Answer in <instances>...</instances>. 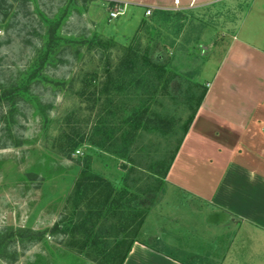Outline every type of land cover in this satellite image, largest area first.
Here are the masks:
<instances>
[{"label": "rangeland", "instance_id": "rangeland-1", "mask_svg": "<svg viewBox=\"0 0 264 264\" xmlns=\"http://www.w3.org/2000/svg\"><path fill=\"white\" fill-rule=\"evenodd\" d=\"M146 9L116 0H0V264H107L101 254L92 259L66 245L64 236L46 232L67 213L64 200L82 163L116 188L125 182L128 159L148 170L143 176L161 175L235 25L241 36L252 29L257 40L264 36L262 0H216L178 8L169 18L150 17ZM115 10L121 14L110 16ZM129 44L151 60L160 56L164 74L157 90L150 94L137 75L111 105L92 100L88 92L105 61L115 65ZM83 76L90 84L80 97ZM131 110L141 124L127 133L123 118ZM107 134L101 146L89 141ZM70 138L82 141L68 152ZM126 183L134 184L129 190L146 210L137 242L187 264L230 258L264 264V241L239 235L238 220L229 226L219 208L169 184L166 174L147 185ZM141 184L144 194L134 187ZM20 230L44 234L21 238Z\"/></svg>", "mask_w": 264, "mask_h": 264}, {"label": "crops", "instance_id": "crops-1", "mask_svg": "<svg viewBox=\"0 0 264 264\" xmlns=\"http://www.w3.org/2000/svg\"><path fill=\"white\" fill-rule=\"evenodd\" d=\"M116 1L125 8L181 9L216 0ZM239 27L216 60L166 180L219 208L229 226L238 220L239 235L264 241V36L257 40L254 29L241 36ZM122 264L187 263L135 241Z\"/></svg>", "mask_w": 264, "mask_h": 264}, {"label": "trees", "instance_id": "trees-1", "mask_svg": "<svg viewBox=\"0 0 264 264\" xmlns=\"http://www.w3.org/2000/svg\"><path fill=\"white\" fill-rule=\"evenodd\" d=\"M145 8L150 9V17L164 15L169 18L172 12L175 13L179 11L175 8ZM53 31L54 30L51 29L49 34L52 35ZM51 41L52 37L46 42L45 47H47L45 50L50 48ZM106 42L104 43L106 44ZM139 53H141L139 49L129 44L124 46L123 53L120 55L115 65H112L107 59L103 66L102 73L100 74V80L95 82L96 84L93 85L92 90L88 92L92 100H94L95 97L102 98L104 101L101 102L102 104H106L107 102V104L111 105L114 96L122 92L124 85L130 86L137 75L140 81L147 82L150 87V94L153 92L155 93L158 83L164 74V66L160 63L161 58L157 55L155 60H151V58H148L147 54ZM43 59L40 60L39 64L43 63ZM138 67L142 69L135 72ZM95 78L96 74H93L92 79L95 80ZM130 78L132 79L131 81ZM80 82L81 84L76 94L83 97L87 92L90 82L85 76L81 78ZM167 82L168 81L165 80L164 84L161 86L163 92L166 90ZM205 92L206 88L202 90L190 114L184 121L181 137L174 148L169 163L161 175L155 171H151V174L148 173V176H143V174L146 173L145 170H148L143 168L135 160L128 159V163H130L129 166H123L127 169L123 176V182H125L122 186L116 188L101 175L93 172L85 160L73 182L70 192L64 200L67 213L60 215L58 220L46 230L47 234L49 236H64V243L66 245L80 252L84 251L85 254L92 257V259H97L101 254L107 264H122L131 245L137 239L139 229L146 215V210L140 208L136 202L139 198V194H135L129 190L134 184H128L126 181L133 180L135 183L140 181L143 185H147L150 179L159 180L165 177L169 164L194 118L195 112ZM135 112L136 110H131L129 116L123 118V124L126 123L127 125L126 132L127 130L136 132L141 124ZM128 121H131V123ZM99 125L103 124L99 123L96 129L97 127L98 129L101 128ZM127 135L129 134H121V139H126ZM132 135L135 134H131V136ZM109 138H111V135L109 136V134H107V137L102 138L100 142H96L95 140L89 141L92 145L101 146L103 143H106ZM81 141L82 139H68L65 143L68 152L72 151ZM62 149L63 148H61V150ZM62 151H65V149ZM123 156L126 157L125 152L119 157ZM135 156H139V154ZM142 184L140 186H134L136 192L138 191L140 194H144L146 190ZM20 231L18 235L21 238L24 236L30 238L40 237L44 234L43 232H33L30 230ZM164 254L177 260L168 253ZM177 261L184 263L180 260Z\"/></svg>", "mask_w": 264, "mask_h": 264}, {"label": "built area", "instance_id": "built-area-1", "mask_svg": "<svg viewBox=\"0 0 264 264\" xmlns=\"http://www.w3.org/2000/svg\"><path fill=\"white\" fill-rule=\"evenodd\" d=\"M176 2V1H175ZM110 16H112V17H116L117 15H120L121 14V12H120V10L118 11V10H115V11H111L110 13ZM145 15H150V9L149 8H147L146 10H145Z\"/></svg>", "mask_w": 264, "mask_h": 264}]
</instances>
